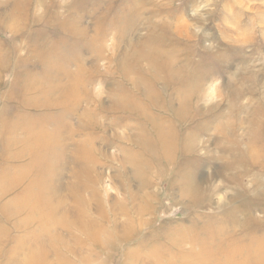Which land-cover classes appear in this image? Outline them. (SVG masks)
Returning <instances> with one entry per match:
<instances>
[{
	"label": "rangeland",
	"instance_id": "1",
	"mask_svg": "<svg viewBox=\"0 0 264 264\" xmlns=\"http://www.w3.org/2000/svg\"><path fill=\"white\" fill-rule=\"evenodd\" d=\"M0 264H264V0H0Z\"/></svg>",
	"mask_w": 264,
	"mask_h": 264
},
{
	"label": "bare ground",
	"instance_id": "2",
	"mask_svg": "<svg viewBox=\"0 0 264 264\" xmlns=\"http://www.w3.org/2000/svg\"><path fill=\"white\" fill-rule=\"evenodd\" d=\"M161 54H162V53H161ZM157 56H158V55H157ZM167 57H168V56H167ZM157 59H158V58H157ZM162 59H163V58H162ZM162 59H161V61H162ZM155 60H156V59H155ZM162 62H163V61H162ZM157 66H158V65H157ZM164 69H165V68H164ZM161 70H162V69H161ZM165 71H166V69H165ZM165 71H164V72H165ZM135 105H136V104H135ZM136 106H137V105H136ZM155 127H156V126H155ZM157 127H158V125H157ZM157 127H156V128H157ZM160 128H161V127H160ZM161 129H162V128H161ZM157 130H158V129H157ZM157 130H156V131H157ZM156 133H157V132H156ZM42 134H43V133H42ZM158 134H159V133H158ZM161 140H162V139H161ZM160 142H161V141H160ZM164 142H165V141H164ZM45 189H46V188H45ZM45 191H46V190H45ZM44 193H45V192H44ZM27 194H28V193H27ZM40 195H41V194H40ZM43 195H45V194H42V196H43ZM46 195H47V194H46ZM46 195H45V196H46ZM45 196L43 197V199L46 198ZM40 198H41V197H40ZM22 199H23V198H22ZM41 200H42V198H41ZM15 201H16V200H15ZM43 201H45V200H43ZM46 203H47V202H46ZM42 204H43V203H42ZM43 205H44V204H43ZM43 205H42L41 207L39 206V208H42ZM45 205H46V204H45ZM45 205H44V207H45ZM48 206H49V204H48ZM55 206H56V205H55ZM31 208H32V207H31ZM52 208H53V207H52ZM44 209H45V208H44ZM44 209H43V210H44ZM48 209H49V208H48ZM50 209H51V208H50ZM55 209H56V208H55ZM40 210H41V209H40ZM35 211H36V210H35ZM47 211H49V210H47ZM51 211H55V210H51ZM42 212H43V211H42ZM44 212H45V211H44ZM49 212H50V211H49ZM35 213H36V212H35ZM37 214H38V213H37ZM45 214H46V213H45ZM53 216H54V215H53ZM38 217H39V216H38ZM40 217H41V216H40ZM40 217H39L38 219H40ZM46 217H47V216H45V218H46ZM51 217H52V216H51ZM51 217L49 216L48 218H50V220H51ZM56 217H57V216H56ZM45 218H44V219H45ZM48 218H47V220H48ZM57 218H58V217H57ZM55 219H56V218H55ZM59 220H60V219H59ZM59 220H58V223L60 222ZM40 221H41V220H40ZM54 221H55V220H54ZM61 221H62V219H61ZM82 221H84L83 218H82ZM42 222H43V221H42ZM52 222H53V217H52ZM43 223H44V222H43ZM55 223H56V222H55ZM82 223H83V222H82ZM56 224H57V223H56ZM63 224H64V223H63ZM63 224H62V225H63ZM53 225H54V224H53ZM40 226H41V225H40ZM43 226H44V225H43ZM43 226H42V227H43ZM57 226H58V224H57ZM83 226H85V224H84ZM51 227H52V226H51ZM43 228L45 229V227H43ZM84 229H85V227H84ZM87 231H88V230H87ZM40 232H41V231H40ZM48 233H49V232H48ZM49 236H50V234H49ZM90 236H91V235H90ZM50 237H51V236H50ZM93 237H94V236H93ZM38 238L40 239V237H38ZM250 252H251V250H250ZM250 260H252V259H250Z\"/></svg>",
	"mask_w": 264,
	"mask_h": 264
}]
</instances>
